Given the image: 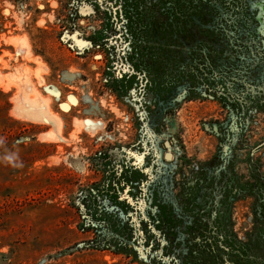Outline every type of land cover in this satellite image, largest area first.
<instances>
[{
	"label": "rangeland",
	"instance_id": "obj_1",
	"mask_svg": "<svg viewBox=\"0 0 264 264\" xmlns=\"http://www.w3.org/2000/svg\"><path fill=\"white\" fill-rule=\"evenodd\" d=\"M0 264H264V0H0Z\"/></svg>",
	"mask_w": 264,
	"mask_h": 264
},
{
	"label": "bare ground",
	"instance_id": "obj_2",
	"mask_svg": "<svg viewBox=\"0 0 264 264\" xmlns=\"http://www.w3.org/2000/svg\"><path fill=\"white\" fill-rule=\"evenodd\" d=\"M25 51V50H24ZM27 53V52H26ZM28 54V53H27ZM20 80V79H19ZM20 84V88L22 89V90H24L25 91V96L23 97V94L20 96V98H18V101H19V103H20V109L22 110V111H26V110H28V109H31V108H33V109H36L37 111H44V113H46V115L48 114L50 117H49V119L50 120H52V121H54L55 122V119H54V117H52L51 115H50V113L48 112V110H47V108L45 107V102H42V101H39V98H37L38 97V95L37 96H35V95H33V96H30V97H28L27 95H26V92H27V88H29L30 86H29V84L27 83V81L25 80V79H21L20 80V82H19ZM20 109H18V110H20ZM17 110V111H18ZM25 112H23V114H24ZM39 113V112H38ZM54 113V112H53ZM22 114V115H23ZM41 114V113H40ZM27 116V115H26ZM32 116H33V114H32ZM39 116H41V115H39ZM36 118H38V117H36ZM44 118V117H43ZM58 118V117H57ZM58 122V121H57ZM56 123V122H55ZM59 123V122H58ZM56 126H58V125H56Z\"/></svg>",
	"mask_w": 264,
	"mask_h": 264
},
{
	"label": "water",
	"instance_id": "obj_3",
	"mask_svg": "<svg viewBox=\"0 0 264 264\" xmlns=\"http://www.w3.org/2000/svg\"><path fill=\"white\" fill-rule=\"evenodd\" d=\"M170 155H171V154H168L167 158H169V157H170Z\"/></svg>",
	"mask_w": 264,
	"mask_h": 264
}]
</instances>
